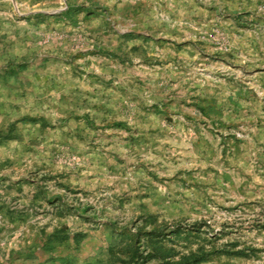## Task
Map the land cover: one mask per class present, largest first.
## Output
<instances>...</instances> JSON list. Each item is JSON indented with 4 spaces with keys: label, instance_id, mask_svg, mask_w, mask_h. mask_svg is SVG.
Segmentation results:
<instances>
[{
    "label": "rangeland",
    "instance_id": "obj_1",
    "mask_svg": "<svg viewBox=\"0 0 264 264\" xmlns=\"http://www.w3.org/2000/svg\"><path fill=\"white\" fill-rule=\"evenodd\" d=\"M0 264H264V0H0Z\"/></svg>",
    "mask_w": 264,
    "mask_h": 264
},
{
    "label": "trees",
    "instance_id": "obj_2",
    "mask_svg": "<svg viewBox=\"0 0 264 264\" xmlns=\"http://www.w3.org/2000/svg\"><path fill=\"white\" fill-rule=\"evenodd\" d=\"M85 10L82 6H72V5H67L66 9L63 10L62 12L58 13L57 15H51V16H58L64 20H72L73 16L76 13L83 12ZM36 18H45L47 16L41 15V14H34ZM13 71V70H11Z\"/></svg>",
    "mask_w": 264,
    "mask_h": 264
}]
</instances>
